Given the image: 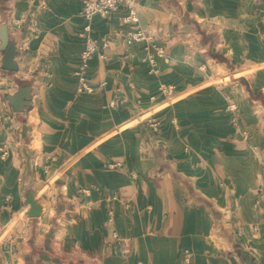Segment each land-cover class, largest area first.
Masks as SVG:
<instances>
[{
  "label": "crops",
  "instance_id": "crops-1",
  "mask_svg": "<svg viewBox=\"0 0 264 264\" xmlns=\"http://www.w3.org/2000/svg\"><path fill=\"white\" fill-rule=\"evenodd\" d=\"M82 1L0 0L16 67L0 51V264H264V78L246 76L264 65V0L93 17L79 93ZM138 30L150 41L126 44Z\"/></svg>",
  "mask_w": 264,
  "mask_h": 264
},
{
  "label": "built area",
  "instance_id": "built-area-1",
  "mask_svg": "<svg viewBox=\"0 0 264 264\" xmlns=\"http://www.w3.org/2000/svg\"><path fill=\"white\" fill-rule=\"evenodd\" d=\"M138 0H83L82 1V10L80 12L81 17L86 21L82 29L81 36L85 40V45L83 50L79 55V66L77 71L75 72V76L78 79V88L77 91L79 93H91L92 88L86 83L85 72L87 67V62L92 57L94 53L98 51V47L92 42L89 37V33L91 30L90 22L93 17L99 16L102 18H108L114 11H116L119 7H123L126 9L127 14L122 19V22L125 24H136L138 22V17L136 13V6ZM141 41H150V37L142 32V31H134L127 33L125 35L126 44H131L135 42ZM108 45L104 43L101 49H106ZM156 55L158 57L163 56V52L155 48ZM150 63H153V59H150ZM160 92L164 95H171L174 91V87L172 86H161L159 88ZM2 121V116L0 115V123ZM151 128H156L158 126V122L152 121L148 123ZM3 155H6L3 152ZM120 167L119 163H110L107 165L108 169H115ZM111 216V214H109ZM109 222H111V217H109ZM190 253L186 251L183 255L182 261L185 264L189 263Z\"/></svg>",
  "mask_w": 264,
  "mask_h": 264
},
{
  "label": "water",
  "instance_id": "water-1",
  "mask_svg": "<svg viewBox=\"0 0 264 264\" xmlns=\"http://www.w3.org/2000/svg\"><path fill=\"white\" fill-rule=\"evenodd\" d=\"M0 51L3 52V69L8 71L16 70V67L13 63V58L15 56V49L13 43L9 40L7 29L5 25L0 27ZM28 89H21L12 97H9L7 100L9 105L14 113L21 112L27 105L28 99ZM26 204L29 206V211L26 213V216L29 218H36L41 215L40 206L33 199V192L30 191L26 196Z\"/></svg>",
  "mask_w": 264,
  "mask_h": 264
},
{
  "label": "rangeland",
  "instance_id": "rangeland-1",
  "mask_svg": "<svg viewBox=\"0 0 264 264\" xmlns=\"http://www.w3.org/2000/svg\"><path fill=\"white\" fill-rule=\"evenodd\" d=\"M263 44H264V42H263ZM255 71V73H253ZM244 73H247V72H244ZM258 74L259 76H258V78H259V81L260 82H262V79L264 78V65L263 66H261V67H258V68H253L250 72H249V74L248 75H246L248 78L253 74ZM235 75H237V73L235 74ZM236 119H235V117H233V121H235Z\"/></svg>",
  "mask_w": 264,
  "mask_h": 264
}]
</instances>
